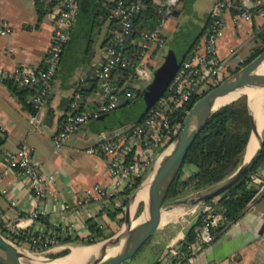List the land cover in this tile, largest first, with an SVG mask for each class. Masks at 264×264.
Masks as SVG:
<instances>
[{
	"label": "crops",
	"instance_id": "1",
	"mask_svg": "<svg viewBox=\"0 0 264 264\" xmlns=\"http://www.w3.org/2000/svg\"><path fill=\"white\" fill-rule=\"evenodd\" d=\"M254 1L261 2L244 0L245 7L250 9ZM214 4L215 0L194 1L193 12L200 19L196 21L197 29L194 34L195 23H187L182 28L183 11L180 12L179 9V14L168 19L162 31L163 42L165 39L172 40L176 33L178 37L187 33L191 34L188 45L191 39L204 31L206 19L212 13ZM59 10L56 3L44 6L39 0H0V26L7 23L10 29L6 36H0V67L6 71L14 68L35 71L43 68L54 39ZM233 16L232 12L225 13V27L218 41V55L225 73L249 57L258 44L254 29L264 24V18H254L236 26ZM82 27L76 21L70 29L71 36L64 47L50 94L37 115L31 116L11 95L4 81H0V222L4 227L18 225L24 230H40L46 226L41 221L43 220L47 222V226L59 225L64 229L66 232L60 231L63 237L85 238L90 234L88 220H97L105 225L106 235L115 225L102 209L111 204L118 207L116 202L121 197L96 202L86 198V191L94 185L108 187L111 183L103 157L99 154L88 155L86 150L97 148L102 140L133 123L125 121V126L108 130L107 120L100 115L71 135L60 150L55 149L52 142V137L64 124L69 102L79 86L85 88L78 101L81 113H93L102 101L96 83H81L80 80L102 64L107 40L116 31V25L109 18L99 16L97 26L88 29L89 33L84 34ZM205 36L206 33L200 37L191 54L202 49ZM162 47H151L148 51L147 68L150 79L164 56ZM185 48L180 53L181 59ZM166 51L175 53L172 48ZM180 58L177 56L179 61ZM149 80L146 83L138 81L145 85ZM121 100H124L123 97ZM254 101L250 102V110L247 105V110L258 136L263 140L264 93ZM21 146L30 150L31 160L43 175L56 172L54 181L46 186V196L42 203L35 200L29 180L5 164L6 156L16 152ZM245 154L243 159L246 160L248 151L246 153L245 150ZM256 175L264 183V166H258L252 174V182L258 190L261 184L254 182ZM33 211L43 213L41 220L30 219ZM135 212L136 209L133 213ZM193 213L192 210L187 212L177 209L163 214L161 226L164 227L148 243L153 253L152 260L144 264H264V191L252 198L242 216L229 224L217 238H213L210 245L192 248L193 254L187 261L172 260L167 255V249L182 243L196 219L197 214L189 216ZM120 215L116 218L120 219ZM185 216L189 217L181 219ZM91 246L61 242L44 255H54L63 250L73 252V249Z\"/></svg>",
	"mask_w": 264,
	"mask_h": 264
},
{
	"label": "built area",
	"instance_id": "2",
	"mask_svg": "<svg viewBox=\"0 0 264 264\" xmlns=\"http://www.w3.org/2000/svg\"><path fill=\"white\" fill-rule=\"evenodd\" d=\"M39 1L44 6L56 3L60 7L54 39L44 67L35 71L21 68L6 71L0 67V81H10L19 88L35 89L36 94L32 99V104L37 114L50 94L61 54L68 40V31L79 11L78 0ZM151 2L158 15L157 25L152 31L141 33L137 63L131 66L125 53V42L130 35L132 21L140 12L141 6L139 2L105 0L106 5H111L108 7L110 18L116 21L119 29L112 33L108 39L102 64L93 68L80 80L81 83L95 82L102 101L93 113L76 112L79 106L78 101L81 98V95L76 92L69 104L62 128L52 137L55 149L60 150L65 141L90 120L116 110L122 91L112 83V74L116 69H125L131 66L138 80L146 83L150 79L147 68L148 51L151 47L162 46V31L168 19L174 14H179V0H151ZM260 5V1H254L251 8L247 9L244 0H215L214 9L210 14V26L202 49L192 54L188 60L180 63L165 92L148 109L141 122L126 126L111 137L102 140L97 148L86 150L88 155L99 154L103 157L111 179L108 187L94 185L86 191L87 199L96 202L117 197L126 185L151 169L165 146L181 130V124L172 120L175 111L188 104L193 97H201L202 94L210 90L208 87H214L223 81L222 77L226 73L218 55V41L224 31L225 13L236 11L233 23L237 26L243 21L264 18V10L260 8ZM9 32L8 24L2 23L0 36H6ZM121 96L126 99L136 97L130 91ZM5 164L29 180L35 200L42 203L46 196V186L54 181L56 172L43 175L41 169L31 160V152L25 146L19 147L16 152L6 156ZM257 175L253 180L261 185L253 198L264 191V183ZM214 212L213 205L205 204L200 207L198 214L202 215V220L195 229V238L189 246V254L181 251V245L169 246L167 255L172 260L187 261L193 254L192 248H203L212 243V230L223 221L221 214ZM41 215L43 213L33 211L30 219L37 220ZM56 229L66 232L59 225H48L40 230H24L18 225H8L5 226L3 236L20 250L34 255H42L58 244L54 232Z\"/></svg>",
	"mask_w": 264,
	"mask_h": 264
},
{
	"label": "trees",
	"instance_id": "3",
	"mask_svg": "<svg viewBox=\"0 0 264 264\" xmlns=\"http://www.w3.org/2000/svg\"><path fill=\"white\" fill-rule=\"evenodd\" d=\"M126 1L127 3L139 2L141 6L140 12L132 21L131 32L125 42V53L132 66L137 63V56L140 52L141 33L150 32L156 27L158 15L151 0ZM184 2L185 0H179V4H181L180 12L184 9ZM78 6L79 11L74 23L76 21L80 22L81 26H83L82 29L84 34L89 33L88 29L90 30V28L97 26L99 16L103 17L104 19L109 18L112 23L116 25L115 30L117 31L119 29L116 21L110 18L108 7L111 5H106L105 0H78ZM260 8L264 10V0H261ZM95 11L96 14H94ZM232 13L235 14L236 11H232ZM210 21L211 17L209 15L206 19V27L204 31H202L198 37L195 36L193 39H191L189 44L186 46L185 51L183 52V59L180 58V63L190 58L192 55L191 52L196 48L200 37L203 36L204 33H207V30L210 26ZM70 29L68 31V39L71 36ZM188 36L189 34L184 33L180 34L178 38H180L184 43L186 40L187 42L190 40H188ZM254 37L258 43L257 46L252 49L249 57H247L240 65H238L234 71H232L230 74H225L224 79L236 72L242 66L246 65L262 50H264V24L260 28L254 29ZM61 57L59 64L61 62ZM131 66L125 69L118 68L112 74V83L116 87L120 89L122 88L115 111L128 107L132 102L138 100L141 95L143 88L137 91L132 87L133 80L136 79V77ZM4 83L7 85L11 95L31 116L37 115V112L34 110L32 104V99L36 94L34 88H19L10 81H4ZM88 84H95V82H88ZM212 88L213 87H210V90ZM84 90L85 88L81 85L76 92L81 95L84 93ZM127 91L134 93L136 97L134 99H126L121 96ZM121 97H123L124 100H121ZM199 98L200 97H193L188 104L177 109L172 116V120L182 124L186 113ZM76 112L80 113L81 109H77ZM144 115L137 123L134 124L140 123ZM250 132L251 120L248 114L247 98L245 96L240 97L233 103L219 109L214 114H212L188 150L183 164L170 189L168 190L165 202L174 201L189 193L203 191L215 186L216 184L231 176L242 164ZM1 144L2 141L0 140V145ZM258 166H264V137L257 161L254 166L246 173V175H244L237 183L225 190L221 195L204 203L213 205L215 208L214 213L221 214L223 217V221L212 230V236L214 239L217 238L218 235L229 224L233 223L242 216L246 206L255 195L257 188L252 182V174L255 173ZM144 174L136 177L132 183L126 185L123 188L119 194V197H121L120 207H116L114 204H111L110 206H104V209L102 210L111 222H115L117 224L120 223V219H117L116 217L122 213V208L127 205V198H129L144 181V176L146 175ZM113 198L114 197L110 198V200ZM141 208L142 204H139L136 215L139 214ZM37 220H41V218H38ZM201 220L202 215L198 214L194 224L186 233L184 240L180 244L182 252L189 254V246H191V244L194 242L195 229L201 224ZM41 221L47 226V222L43 220ZM87 226L90 234L85 238L71 236L63 237L60 233V230L58 229L54 230L55 238L58 243L62 242L78 244L80 246H91L101 242L113 234V232L107 235L104 234L106 227L97 220H88ZM0 234H5V227L1 222ZM149 241L150 240L147 242ZM69 252V250H63L57 254L48 255L47 257L52 259L60 258L66 256L69 254Z\"/></svg>",
	"mask_w": 264,
	"mask_h": 264
},
{
	"label": "water",
	"instance_id": "4",
	"mask_svg": "<svg viewBox=\"0 0 264 264\" xmlns=\"http://www.w3.org/2000/svg\"><path fill=\"white\" fill-rule=\"evenodd\" d=\"M176 15L178 14H174L173 16ZM179 65L180 61L174 52L168 51L163 56L161 63L154 71L146 87L147 91L157 95L153 100L147 101L142 106L138 105V100H135L128 106V110L131 111L133 116L131 123H137L154 102L162 96ZM249 92L255 93V99L264 93V50L194 102L183 118L181 130L162 150L147 176V178L151 175L154 177L151 200L149 202H138L134 209L141 203L142 208L139 214L136 215V218H133L134 209L131 210V200L147 179L145 178L129 198L124 211L123 221L118 231L94 246L85 247L94 248V252L89 257H86L82 264H123L133 258L144 244L164 227L159 226L157 223L158 217L163 211L189 205H196L198 207L200 204H204L206 201L221 195L246 175L256 163L263 142L256 132L249 111L251 132L246 153L248 146L250 144L253 146V155L249 161L243 159L241 166L231 176L215 186L203 191L194 192V194L182 197L181 199L165 202L168 190L174 182L188 150L207 120L216 111L243 96L247 98L248 110H250ZM115 112L101 117L107 120L108 130L121 128L126 125V122L122 120L110 122V118ZM0 240L3 241V245L0 243V264H32L34 262L53 264L56 261L58 262L57 264H65L67 258L72 253L71 251L64 257L53 259L39 257L20 250L1 234Z\"/></svg>",
	"mask_w": 264,
	"mask_h": 264
},
{
	"label": "rangeland",
	"instance_id": "5",
	"mask_svg": "<svg viewBox=\"0 0 264 264\" xmlns=\"http://www.w3.org/2000/svg\"><path fill=\"white\" fill-rule=\"evenodd\" d=\"M194 1L195 0H185V2H184V9H183V12H182V21H184L183 22V27L182 28H184L185 27V25L188 23V25H189V23L190 22H193V23H195L194 25H195V27H193V34L196 32V29H197V23H196V21H200V19H198V17H197V15H196V13H194L193 12V4H194ZM179 9L181 8V4H179ZM191 33V32H190ZM193 34H192V36H193ZM190 35L191 34H189V36H188V40H189V38H190ZM187 40H186V42H182L181 41V39L180 38H178V33H176L174 36H173V39L172 40H169V39H165L164 40V42L162 43L163 45V55H165L166 53H167V49L168 48H172V49H174V51H175V53H176V55L178 56V58H180V53H181V51L186 47V45H187ZM236 68H231V69H228V71H226V75L227 74H230L232 71H234ZM153 73H154V71H153ZM152 73V74H153ZM152 74H151V78H152ZM230 76V75H229ZM223 79H224V77H222ZM222 79V80H223ZM147 85L148 84H145V85H142V83L141 82H139L138 81V79L136 78V79H134L133 80V83H132V87L135 89V90H140L141 88H143L142 89V91H141V95H140V97L138 98V105L139 106H142V105H144L147 101H151V100H153L155 97H156V95L157 94H155V93H152V92H149V91H147L146 90V87H147ZM213 86H214V84H213ZM208 88H210V87H208ZM207 88V89H208ZM206 89V90H207ZM132 113H131V111L130 110H128V107H125V108H123L122 110H118L117 112H115L112 116H111V118H110V122H118V121H120V120H122V121H126V122H129V121H131V119H132ZM101 119V118H100ZM152 168V167H151ZM150 171H151V169L146 173V175L144 176L145 178H147V176L149 175V173H150ZM150 178V176L145 180V182L144 183H146L147 182V180ZM143 183V184H144ZM134 193V192H133ZM192 194H194V193H189V194H187V195H185V196H183V197H187V196H190V195H192ZM131 197V196H130ZM129 197V198H130ZM129 198H127V204H128V202H129ZM182 198V197H181ZM181 198H179V199H181ZM123 199V198H122ZM141 202V201H140ZM116 204H117V206L118 207H120V205H121V199L119 200V201H117L116 202ZM142 204V203H141ZM202 205H205V204H200L197 208H196V210L194 211V213L193 214H191V215H189V216H193V215H196V214H198L199 213V209H200V207L202 206ZM127 206V205H126ZM126 206H124L123 208H122V213H121V215L119 216L120 217V223L119 224H117V223H115V225H113L112 227H113V230L112 231H110V233H112L113 232V234L115 233V232H117L118 231V229L120 228V226H121V224H122V221H123V215H124V211H125V209H126ZM137 209H138V207L136 208V212H137ZM135 212V213H136ZM134 213V215H133V218H136V214ZM189 216H185V217H183V218H181V219H187ZM180 219V220H181ZM148 243L149 242H147L146 244H144V246L135 254V256L133 257V258H131L130 260H128V261H126V262H124L123 264H144V263H148V262H150L151 260H152V252L150 251V249H149V246H148ZM24 247V246H23ZM36 256H39V257H45V258H48L47 257V255H44V254H42V255H36Z\"/></svg>",
	"mask_w": 264,
	"mask_h": 264
},
{
	"label": "bare ground",
	"instance_id": "6",
	"mask_svg": "<svg viewBox=\"0 0 264 264\" xmlns=\"http://www.w3.org/2000/svg\"><path fill=\"white\" fill-rule=\"evenodd\" d=\"M250 102H255V93L254 92H249L248 94ZM261 101V100H260ZM256 112H257V102H256ZM260 138V137H259ZM253 155V146L252 144L249 145L248 148V154L246 156V161H249V159ZM153 184H154V177L153 175L150 176V178L147 180L146 183H144L139 191L136 193V195L132 198L131 200V210H133L136 206V204L140 201L142 202H149L152 198L153 195ZM177 209H183L185 211L192 210L193 212L196 210V205H189V206H182V207H176L170 210H165L163 211L160 216L158 217V225L161 226V221H162V216L165 212H170L173 210ZM173 213V212H172ZM176 213V212H175ZM172 215V214H171ZM174 216V215H173ZM165 223V222H164ZM170 224V223H169ZM1 245H3V241L0 240ZM94 252V248H77L73 249V252L71 255L67 258V262L65 264H82L84 259L86 257H89L92 255ZM58 262L56 261L53 264H57ZM32 264H40L38 262H34Z\"/></svg>",
	"mask_w": 264,
	"mask_h": 264
}]
</instances>
